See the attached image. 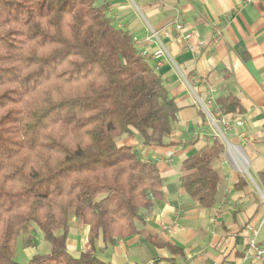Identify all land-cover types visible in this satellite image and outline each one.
I'll return each instance as SVG.
<instances>
[{
	"label": "trees",
	"instance_id": "16d2710c",
	"mask_svg": "<svg viewBox=\"0 0 264 264\" xmlns=\"http://www.w3.org/2000/svg\"><path fill=\"white\" fill-rule=\"evenodd\" d=\"M240 110L234 95L216 99L222 114ZM179 111L106 3L0 0V264H107L96 241L138 233L142 210L164 197L157 161L119 139L168 147ZM223 149L215 138L182 162L180 185L203 207L216 202ZM259 180L264 189V168ZM72 215L89 225L92 251L78 257ZM39 230L51 251L18 262V238Z\"/></svg>",
	"mask_w": 264,
	"mask_h": 264
},
{
	"label": "crops",
	"instance_id": "0c3cea01",
	"mask_svg": "<svg viewBox=\"0 0 264 264\" xmlns=\"http://www.w3.org/2000/svg\"><path fill=\"white\" fill-rule=\"evenodd\" d=\"M97 2L106 3L116 24L138 40L137 48L164 79L180 111L168 147L144 145L137 134L119 141L137 148L145 160L157 161L164 197L142 210L138 233L112 243L101 236L95 254L107 264H264L248 253L253 239L264 247L259 180L264 168V0ZM177 23L183 25L181 32ZM160 49L163 54L155 56ZM230 94L241 110L222 118L234 126L227 128L222 119L215 125L216 99ZM215 138L226 142L214 162L223 180L214 205L203 207L180 185L182 162ZM169 152L171 161L164 159ZM88 235L89 225L72 215L67 241L72 255L92 251ZM51 249L37 231L20 256L30 260Z\"/></svg>",
	"mask_w": 264,
	"mask_h": 264
},
{
	"label": "built area",
	"instance_id": "2783aa9c",
	"mask_svg": "<svg viewBox=\"0 0 264 264\" xmlns=\"http://www.w3.org/2000/svg\"><path fill=\"white\" fill-rule=\"evenodd\" d=\"M246 2H251L253 0H245ZM176 28L177 30H179V32H181L183 30V25L181 23H177L176 24ZM164 33L166 35H169V31L167 30V28L165 29ZM154 35L155 36H158V32H154ZM186 36H190V35H186ZM133 41L134 43L136 44L138 42V40L136 38L133 37ZM163 54V50L160 49V50H157L155 52V56H161ZM211 102V101H210ZM223 115L220 111H218L217 114H215L214 116H211V120L212 122L216 125L217 124V121L219 119H222V121L224 122L225 126L227 128H232L234 126V122L229 120V119H226V118H222ZM236 124H240V121H236L235 122ZM172 157H173V154L172 152H169L168 154H166L164 156V159L168 160V161H171L172 160ZM250 252H253L254 256L256 259L258 260H261V259H264V247H261L258 245V243L256 242L255 239L251 240L250 244H249V248H248V253ZM147 264H155L154 261H149Z\"/></svg>",
	"mask_w": 264,
	"mask_h": 264
},
{
	"label": "rangeland",
	"instance_id": "374dc122",
	"mask_svg": "<svg viewBox=\"0 0 264 264\" xmlns=\"http://www.w3.org/2000/svg\"><path fill=\"white\" fill-rule=\"evenodd\" d=\"M125 136V135H124ZM123 137V136H122ZM122 137L119 139V141H121V139H122ZM225 146H226V142L224 141V149H225ZM224 149H223V151L221 152V154H223L224 153ZM251 173L253 174V172L251 171ZM39 233L41 234V236H43L42 235V232L39 230ZM29 233H27V232H25V233H23L19 238H18V240H17V245H16V250H17V252H18V254L19 255H17V257H15L16 258V260L18 261V262H21V263H25V262H27L28 261V258H24V257H22V256H20V252H21V250H22V247H24L25 245H26V243L28 242V240H29ZM36 235V234H35ZM34 235V236H35Z\"/></svg>",
	"mask_w": 264,
	"mask_h": 264
}]
</instances>
